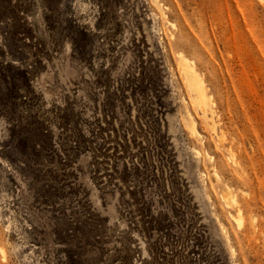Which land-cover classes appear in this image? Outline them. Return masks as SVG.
<instances>
[{
    "label": "rangeland",
    "instance_id": "1",
    "mask_svg": "<svg viewBox=\"0 0 264 264\" xmlns=\"http://www.w3.org/2000/svg\"><path fill=\"white\" fill-rule=\"evenodd\" d=\"M0 264H264V0H0Z\"/></svg>",
    "mask_w": 264,
    "mask_h": 264
},
{
    "label": "bare ground",
    "instance_id": "2",
    "mask_svg": "<svg viewBox=\"0 0 264 264\" xmlns=\"http://www.w3.org/2000/svg\"><path fill=\"white\" fill-rule=\"evenodd\" d=\"M182 55V54H181ZM183 60H184V58H182ZM184 62H188V61H186V60H184ZM198 87V86H197ZM190 90L191 91H193V92H195L196 94H198V96L196 97V102L198 103V105H199V108L198 109H200L201 108V106L203 105V103H204V100H203V97H202V95H201V93H200V91L199 90H197L196 88H195V86H194V84H192V85H190ZM203 107V106H202ZM203 108H201V112L203 111L202 110ZM204 114V113H203ZM195 132V131H194ZM218 140H220V139H218ZM222 140V139H221ZM220 140V141H221ZM219 141V142H220ZM229 199V198H228ZM231 201H233V200H231ZM238 215H239V213H237ZM239 221H237V223H238Z\"/></svg>",
    "mask_w": 264,
    "mask_h": 264
}]
</instances>
